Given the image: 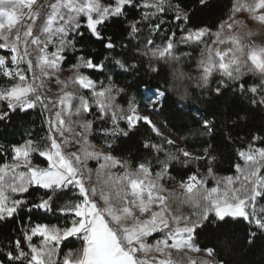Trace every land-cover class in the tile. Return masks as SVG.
I'll list each match as a JSON object with an SVG mask.
<instances>
[{
	"label": "snow or ice",
	"instance_id": "obj_1",
	"mask_svg": "<svg viewBox=\"0 0 264 264\" xmlns=\"http://www.w3.org/2000/svg\"><path fill=\"white\" fill-rule=\"evenodd\" d=\"M213 7V0H0V264H180L174 257L187 251L216 254L199 237L230 222L246 225L248 244L264 237V128L234 148L228 175L218 176L210 142L212 109L230 93L250 105L234 113L233 125L264 111V36L257 44L258 33L238 32L236 18L264 26V0H230L215 31L199 19ZM113 23L125 25L127 42L108 34ZM193 52L198 76L189 77L192 102L178 131L184 140L207 138L202 154L164 137L144 139L145 155H124L120 145L141 122L162 136L139 108L158 113L167 88H145L137 101L118 77L136 75L145 61L159 72L161 62L192 60ZM65 67L71 74L60 79ZM53 80L56 92L46 88ZM30 110H39L43 135L28 129L17 141L8 131L13 115ZM225 139L235 144L231 133ZM89 161L97 163L95 182ZM177 165L188 171L179 180L184 196L174 200L164 181L175 179Z\"/></svg>",
	"mask_w": 264,
	"mask_h": 264
},
{
	"label": "trees",
	"instance_id": "obj_2",
	"mask_svg": "<svg viewBox=\"0 0 264 264\" xmlns=\"http://www.w3.org/2000/svg\"><path fill=\"white\" fill-rule=\"evenodd\" d=\"M190 2V0H189ZM230 0H213V7L210 11L200 14V21L203 24H207L213 28L219 20L225 16L228 11ZM125 25L119 23H113L108 28V34L112 35L113 38L119 43L121 41L127 42L125 37L122 35L124 32ZM87 35V33H86ZM147 38L146 33L141 35L138 39L140 43ZM257 44L260 43L258 39H255ZM135 44L136 41H133ZM88 50L101 58L106 54L105 49L101 47L99 43H89ZM183 51H192L191 48H182ZM119 51V48L117 49ZM198 55L197 52H193L192 60H182L179 63L169 60L167 64L161 62L159 72H152L147 68V62L145 61L139 72L133 76H122L118 77L121 84L130 85L128 92L129 97H135L137 101L143 98L142 90L147 88L151 90L167 88V98L162 99L161 105H159V114L163 119L165 125L177 133L179 136H186V132L178 131L180 125L186 122L187 108L185 103H191L189 99L193 86L194 80L189 77H197L198 73L194 69L195 57ZM67 67H65L66 69ZM167 81V84H165ZM253 80L249 78L248 83L251 84ZM197 107L200 105L197 104ZM250 107L248 101L240 96H232L231 93L225 105H221L217 108H213L212 111L217 113V130L215 137L210 142L216 147V154L218 161L215 165L218 176H224L230 174L232 163L235 159L234 148L241 144H247L250 136L256 132L261 131L264 128V111L256 109L255 111L247 115L246 120H239L235 125L232 124V120L236 119L234 113L240 112L243 108L245 112ZM221 113H225L221 115ZM241 112V115H244ZM184 117L185 119H182ZM167 121V123H166ZM227 121V123H225ZM42 119L39 116V110H30L28 113L17 112L13 115L12 126L9 127L8 131L14 134V139L21 140L22 134L28 129L43 135L40 131ZM3 128V125H0ZM231 133L235 144L229 143L225 136ZM264 134V133H262ZM146 138H152L155 142H162V138L156 136L151 129L144 123H140L134 130V134L130 135V138L125 139L120 145V148L124 155L135 157L139 152L141 155H145L142 149V142ZM92 142L99 146L101 138L95 136L90 138ZM207 138H199L194 136H188L184 140V145L190 148H198L203 140ZM172 148V146H167ZM89 166L93 168V182L96 180V167L97 163L94 161L89 162ZM193 169L196 164L193 163ZM188 171L186 168H181L179 165L175 166L172 175L174 180L169 182L167 179L164 181L165 186L169 189V186H175L179 184L181 177ZM170 190V191H169ZM169 192H173L169 189ZM184 195L176 194L173 199L182 198ZM187 214V212L185 213ZM52 219L51 216H49ZM246 225L243 222L236 223L230 222L224 225L220 229L209 228L206 233L199 237L198 244L203 249L215 248L216 254L212 257L218 262L223 259L230 261L231 264H264V237L258 236L252 244H248L246 241ZM230 240L228 247H224V241ZM76 247L80 246V242L77 241ZM180 259V264H186L187 256L174 257ZM198 262V260H197ZM199 264V262H198Z\"/></svg>",
	"mask_w": 264,
	"mask_h": 264
},
{
	"label": "rangeland",
	"instance_id": "obj_3",
	"mask_svg": "<svg viewBox=\"0 0 264 264\" xmlns=\"http://www.w3.org/2000/svg\"><path fill=\"white\" fill-rule=\"evenodd\" d=\"M236 18L243 22V27L242 28H238L237 31L241 32V33H247L249 31H251L253 33H258L259 35L253 36V37H251V39H258L259 42H260L258 44H261V40H260L259 37L260 36H264V26L259 25L258 22H254V21H251V20H246L245 16L241 15V14H237ZM70 74L71 73L66 68V69H64V71L59 73V77H60V79H66L67 77L70 76ZM46 88H50L52 90V92H56L58 90V88H59V85H57L54 82V80H53V81L48 82L46 84ZM149 90H151V89H149ZM152 92H155V90H151V92L149 94H151ZM142 93H143V98H144L145 89L142 90ZM158 108H159V105H158ZM139 111L141 112V114L149 116L151 118L152 122L159 128L160 132L162 133V136H158V137H160L162 139L164 137L172 138V139L177 141V144L180 147L186 148V150H188L189 152H194L196 154H202L200 152H197L198 148H190V147L185 146L184 145V139H181L180 138L181 136H179L177 133H175L173 130L169 129L165 125L163 119L161 118V116L159 114V111H158V113L157 112H153V111H150L148 108H145L143 106H141L139 108ZM141 123H143V122H141ZM147 126L151 129V127L149 125H147ZM97 147H99V146H97ZM67 150L68 151H73V150H75V147L70 146ZM89 162H91V161H89ZM94 162H96V161H94ZM168 188L171 189L172 191H174L176 194H181V196L184 195L183 189L180 187V184H177L175 186H169ZM185 255L188 258L190 257L192 259H195L196 261L198 260L199 264H218V262L212 256H209L204 251H201V252H198V253L197 252L187 251V252H185Z\"/></svg>",
	"mask_w": 264,
	"mask_h": 264
}]
</instances>
